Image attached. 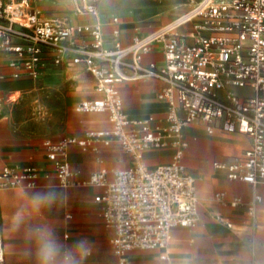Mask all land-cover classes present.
<instances>
[{
	"label": "built area",
	"instance_id": "built-area-1",
	"mask_svg": "<svg viewBox=\"0 0 264 264\" xmlns=\"http://www.w3.org/2000/svg\"><path fill=\"white\" fill-rule=\"evenodd\" d=\"M101 1L70 0L75 15L96 20L73 26L46 16L37 0H0V59H6L14 80L38 81L55 69L80 65L93 77L100 98L81 101L76 111L108 113L112 128L87 132L84 139L48 140L44 147L61 187L103 189L95 201L103 207L105 225L114 230L111 246L117 264H131L128 252L165 250L174 229L192 230L200 222L196 180L184 164L188 126L202 123L210 135L247 136L251 147L242 156L215 167L229 180L264 184V0H202L172 24L137 35L129 45H123L116 28L110 46L99 22ZM187 25L191 40L179 32ZM155 45L163 47V64H145ZM146 78L166 83L159 99L167 104V113L162 119L134 121L124 112L118 85ZM3 105L0 94V119ZM112 144L129 153L134 166L117 172L111 183L106 171L75 183L70 151L98 152L99 145ZM169 148L174 150L170 163L153 170L145 166L147 152ZM42 177L34 167L5 166L0 192L36 188ZM218 198L224 202L223 194ZM230 205L253 210L241 199ZM0 264H5L1 234Z\"/></svg>",
	"mask_w": 264,
	"mask_h": 264
},
{
	"label": "crops",
	"instance_id": "crops-1",
	"mask_svg": "<svg viewBox=\"0 0 264 264\" xmlns=\"http://www.w3.org/2000/svg\"><path fill=\"white\" fill-rule=\"evenodd\" d=\"M61 1L37 0L36 5L46 16L68 20L73 26L96 22L92 17L75 15L70 0V12L64 16V7L58 4ZM99 8V22L109 46L116 28L120 30L119 39L123 45H129L137 35L144 36L158 30L143 20V6L132 8L129 3L103 0ZM114 18L119 19L118 24L112 22ZM181 34H187L191 40L192 27L191 32ZM143 61L145 64H163V47L155 45ZM4 70L13 72L7 67L5 58L0 59V72ZM55 76L68 78L74 86L58 131L47 137H28L17 131L18 119L6 117L8 115L3 113L0 119V169L5 166L34 167L43 174L36 188L0 192V234L5 241V264H40L38 242L49 238L58 248L53 264H117L111 246L114 230L105 225L103 207L95 201L103 189L84 185L61 187L54 163L48 160V150L44 147L48 140L56 143L65 136L84 139L87 132L110 130L109 114L76 111V105L81 101L100 98L95 91V81L84 66L58 68L38 81ZM28 82L32 80H17L12 84L17 88L16 94L20 93V85ZM118 86L120 101L129 119L165 118L168 106L159 99L166 87L165 82L146 78L121 82ZM14 107L8 105L10 114H13ZM184 136L188 142L184 164L196 180L200 222L192 230L174 229L165 250L128 252L130 263L264 264V184L229 180L225 172L215 167L242 156L251 147V140L240 134L210 135L202 123L188 126ZM173 155L172 148L152 150L145 154L144 164L153 170L170 163ZM69 160L76 174L75 183L86 182L100 171H106L107 181L111 183L117 172L128 170L135 164L133 157L118 144L99 145L98 152L72 150ZM49 192L57 194L55 200L45 204L37 213L34 197ZM220 194L224 195V202L218 198ZM237 199L253 206L252 212L248 207H232L230 203ZM81 241L83 247L78 246Z\"/></svg>",
	"mask_w": 264,
	"mask_h": 264
},
{
	"label": "rangeland",
	"instance_id": "rangeland-1",
	"mask_svg": "<svg viewBox=\"0 0 264 264\" xmlns=\"http://www.w3.org/2000/svg\"><path fill=\"white\" fill-rule=\"evenodd\" d=\"M131 4L132 8L143 6V20L155 29H161L175 22L181 15L190 9L192 3L200 0H118ZM64 7L63 15L70 12L68 0L58 3ZM180 33L191 32V25L179 30ZM11 71L0 72V94L3 96V114L6 117L18 119L17 131L28 137L50 136L61 127V116L68 102L69 95L74 86L68 78L55 76L42 81H32L20 85V93L12 84L17 80L12 79ZM5 88V89H4ZM10 101L13 103L9 102ZM19 98L16 102H14ZM8 105L15 106L10 114ZM9 119V118H8Z\"/></svg>",
	"mask_w": 264,
	"mask_h": 264
},
{
	"label": "clouds",
	"instance_id": "clouds-1",
	"mask_svg": "<svg viewBox=\"0 0 264 264\" xmlns=\"http://www.w3.org/2000/svg\"><path fill=\"white\" fill-rule=\"evenodd\" d=\"M57 194L55 192H49L46 194H37L34 197V208L35 211L38 213L40 208L43 207L45 204L50 203L51 201L55 200ZM39 234V233H38ZM84 242H79V247H83ZM58 252V248L56 243L49 239H41L38 242V257L40 259V264H53L54 258Z\"/></svg>",
	"mask_w": 264,
	"mask_h": 264
}]
</instances>
